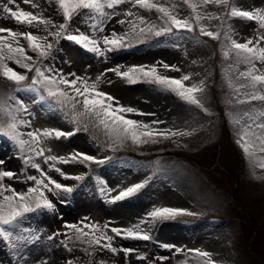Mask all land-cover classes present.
I'll list each match as a JSON object with an SVG mask.
<instances>
[{
    "label": "rangeland",
    "instance_id": "obj_1",
    "mask_svg": "<svg viewBox=\"0 0 264 264\" xmlns=\"http://www.w3.org/2000/svg\"><path fill=\"white\" fill-rule=\"evenodd\" d=\"M17 1V6L23 11L41 14L57 25L64 22L55 0H32L38 5L37 8H32L31 4L24 3V0ZM175 2L178 4L177 11L181 18L190 15V10L183 5L182 0H175ZM6 4L7 0H0V27L11 28L22 33L27 30L40 37L48 36L43 25L31 27L17 24L13 18L3 12ZM238 4L242 8L248 7L250 10L264 11V0H238ZM127 10L152 22H156L158 15L154 11L147 12L133 8L130 3H125L110 10L115 13V16L104 22V32L94 31L90 27L94 21L82 16L73 18L70 29L72 31L79 29L97 37L110 35L113 31L124 34L129 31L130 25L127 22L121 24L118 21L132 19L124 15ZM206 11L224 15L225 10L222 7L209 5ZM225 19L226 22L223 25L220 20L210 22L205 20L203 23L209 30L221 33L231 28L234 30V38L242 42H245L247 38L255 39L261 32L257 23L249 25L250 22L247 20L228 19L227 17ZM50 31H55V29L50 28ZM152 38L154 37L145 36L141 40L137 36H129L122 48L107 52L104 56H97L73 42L61 39L57 44L49 37L48 42H51L54 48L50 57L42 63L46 66L49 64L54 67L63 66L66 72L70 68L77 67L80 76L88 79L89 82L96 81L99 77V90L115 97L120 104L133 107L143 113H154V115L128 114L130 119L148 123L154 128L171 129L190 134L177 135L167 140L160 139L157 143H147L141 146H135L131 141H127L123 146H115L113 149L101 131L92 126H89L85 131L83 126H80L75 135L74 146L73 144V147L71 146L72 149L69 151L65 148V150L59 151V157L67 158L75 152L87 153L97 159L106 158L109 155H120V160L112 169L113 172H116V176L113 177L115 186L140 183L145 179L144 177L153 174L151 177L154 180L149 193H152L154 197L150 203L140 192L130 197L127 202L120 201L113 205L110 217L111 222H115L117 228H132L140 223L142 217L146 216L153 206L171 207V204H176L177 207L187 206L192 208V212L190 211L193 213L192 217L178 215L173 219L156 221L154 224H141V228L158 240L161 247L164 244L177 246L178 242L189 241L192 244L194 242L201 244L206 241L209 248H216L220 251L221 256L219 257L223 261L220 264H264V179H259L264 176V170L254 166V163L248 165L240 147L231 140L233 132H237L239 128V125H234L231 122L232 116L240 115L243 110L251 107L264 106L260 102H253L251 105L235 104L234 97L237 94L229 88L227 81L231 77L234 83H242V81H236L235 77L237 71L246 70L245 66L235 65L234 60L223 57V35L219 41L212 40L201 35L197 29L193 33L180 32L175 36L169 35L160 38L155 41L153 48H145L142 51L138 48L137 45H140L142 41L148 42ZM19 44L25 49L28 47L27 41L23 38L19 39ZM28 54L35 56L30 50ZM162 63L173 65L180 71L165 70ZM9 64L29 77L33 75V73L20 69L12 62ZM140 65H155L161 75L172 78H180L188 74L191 77L185 82V84L189 82L188 85L203 81L205 90L201 98L208 110L207 113L188 105L174 93L148 83L145 79L130 83L117 76L115 72L108 71V69L119 68L121 72H124L133 66ZM230 65H235V67L230 70ZM257 67L264 68V65L258 64ZM0 80L5 84L0 82V97L15 94L16 96H25L27 100H33L30 108L32 111L36 109L40 112L39 120L43 121L41 125L45 126V130L47 128L60 129L65 132L73 130L74 125L58 105L47 100L39 101L36 94L22 90L26 85L17 86L4 78H0ZM230 100L233 101L234 107L230 105ZM9 102L12 103V101ZM153 121L162 123L156 125L152 123ZM241 123L243 124L245 121L242 120ZM41 125L40 127H42ZM23 138L26 139V137ZM48 139H44L46 142L41 145H45L47 141L48 145L55 143L51 147L52 151L49 152L48 147H43L45 149L44 156L40 158L33 155L32 159L37 162L40 158L41 167L62 185L70 178L62 177L54 168L61 169L63 173L66 172L68 177L83 176L82 181L87 183L84 182L82 186L86 183L85 186H88L91 191L89 196L92 194L95 200L93 187L88 178L89 170L94 173L96 164L61 163L59 161L45 163V157L57 155L59 144L64 146L69 143L68 137H61L60 140ZM66 151L68 153L64 156ZM61 153L62 155H60ZM29 155L31 152L27 147L21 151L18 145L7 136L0 137V160L3 159V167L0 170L16 174L13 179L5 178L2 181L3 184L12 185L19 192H24L34 186L27 179L32 174L30 163H25ZM257 156L264 158V153L259 152ZM155 161H157L158 168L154 170L151 165H154ZM71 180L76 181L75 179ZM72 189L74 191V186ZM57 193V190L45 191L47 197L52 195L51 199L59 194V199H63L62 201L66 203L63 209L60 208L62 212L54 207L51 210L42 208L26 214L21 221V229L27 228L29 231L22 232L17 229L15 233L13 230V241L10 243L7 240L12 248L10 255L12 259L3 256V248L0 244V264H39L44 260L47 261V264H67L68 261H71L72 264H101V262L103 264H145L147 262L144 261L147 258L145 253L153 246L146 244L143 248L144 252L141 251L142 245L145 243L143 240L128 243L117 237L119 243L113 244L115 247L134 249L127 256L123 252L113 254L108 250L98 248L89 249L86 252L87 245L69 238L73 235L69 229L62 227L61 231H57L56 229L60 225L53 221L57 213L61 214L60 219L66 224H76L80 227L83 223H94L103 227L102 219L104 222L108 221V217L100 218V212L93 215L95 222L92 217L84 219V213H88L86 209L95 202L91 197L82 196L83 193L80 189H77L74 195ZM99 193L100 191L98 196ZM218 217L222 222L217 219ZM51 231L55 232V237L49 239ZM107 234L113 236L111 231H108ZM17 235L27 237L30 242L40 243L39 247L32 250V243L16 241L15 236ZM47 245L48 247H46ZM162 248L161 250L153 249L155 255L158 258L167 257V259L161 261L157 258L153 260L152 264H207L204 259H200L198 256L179 255L170 249ZM146 255L150 256L152 253ZM138 256H143L145 259H138Z\"/></svg>",
    "mask_w": 264,
    "mask_h": 264
},
{
    "label": "snow or ice",
    "instance_id": "obj_2",
    "mask_svg": "<svg viewBox=\"0 0 264 264\" xmlns=\"http://www.w3.org/2000/svg\"><path fill=\"white\" fill-rule=\"evenodd\" d=\"M55 2L64 20L63 23L58 25L51 19L44 18L41 14L23 11L18 6L17 10H13L8 6L3 8V12L9 14L17 24L31 27L43 25L44 31L48 32V36L40 37L33 35L31 32L22 33L11 28L0 27V78H4L17 86L26 85L22 90L36 94L39 101L47 100L58 105L59 109L65 112L74 125L73 130L69 132L60 129H46L23 133L21 128L30 126V121L22 118V114H30L27 104L16 97H0V135L7 136L15 142L21 151H24L27 147L31 155L25 163H30L31 167L39 173V176H29L27 178L34 182V186L29 187L24 192H19L10 185L2 183L5 178H15L16 174L6 170L0 171V237L10 243L13 241V230L29 231L27 228L21 229V221L26 214L42 208L49 210L53 208V204L46 197L45 191L63 190L70 193L73 190L49 176L41 165L32 159L33 155L36 157L44 156L45 149L41 147L43 139L71 137L79 131L80 126H83L85 131L88 130L89 126H92L104 134L106 140L110 142L109 146L114 149L115 146H123L127 141H131L135 146H141L147 143H157L160 139L167 140L177 135L190 134L171 129L154 128L148 123L127 118L128 114L154 115V113H143L133 107H126L120 104L115 97L100 91L99 77L96 81L89 82L88 79L75 73L65 75L59 70L44 65L42 61L50 57L54 48V45L48 42L49 37L55 40L57 44L61 39H64L97 56H104L107 52L122 48L129 36H137L142 40L145 36H175L176 33L180 32L193 33L197 29L201 35L212 40L219 41L221 35H223V57L234 60L235 65H244L246 69L237 71L235 77L236 81H242V83H234L231 77L227 81L229 88L237 94L234 97L235 104L251 105L253 102H260L261 105H264V68L257 67L258 64L264 65V11L262 10H243L242 6L238 4V0H182L183 5L190 10V15L181 18L175 0H163V2L161 0H55ZM9 3L15 5L16 0H9ZM24 3L31 4L32 8L38 7L32 0H24ZM125 3H130L133 8H139L147 12L154 11L158 14L156 22L149 21L145 17L127 10L124 15L132 19L118 21V23L127 22L130 25L129 31L124 34L113 31L110 35L97 37L86 34L79 29L75 31L70 29L73 18L82 16L94 21L90 25L94 31L104 32V22L115 16V13L110 10ZM209 5L222 7L225 10L224 15L206 11ZM226 17L228 19L255 22L261 32L255 39L247 38L244 43H240L234 38L233 29L229 28L221 33L220 31L209 30L203 23L205 20L209 22L220 20L221 25H223L226 22ZM50 28H54L55 31H50ZM4 33H7V35H4ZM20 38L27 41V49L20 46ZM29 50L35 56L29 55ZM9 62L28 73H33V75L29 77L17 71L10 66ZM235 65H230L229 69L231 70ZM162 67L165 70L180 71L175 66L166 63H162ZM108 71L115 72L117 76L126 79L130 83L145 79L148 83L174 93L188 105L206 113L208 111L201 98L205 90L204 82L200 81L199 83L186 85L185 82L191 78L188 74L180 78L167 77L161 75L155 65L133 66L124 72H121L119 68L108 69ZM9 101H12V103ZM229 103L233 107L235 106L233 101L230 100ZM242 120L245 123L242 124ZM231 122L234 125H239L236 132L238 136L236 143L246 159L253 161L254 166L264 170V158L256 157L257 152L264 153V106L243 110L242 114L233 115ZM152 123L158 125L162 122L153 121ZM25 135L27 139L23 138ZM48 161L78 162L81 164L104 163L103 160H98L96 157L81 152L70 154L67 158L47 156L44 162L47 163ZM0 164H3V161H0ZM54 170L66 179L83 180L84 178L83 176L68 177L59 168H54ZM259 179H264V176L259 177ZM99 182L102 185L100 188L102 193L110 194L116 191V189L108 188L104 180L100 179ZM146 183L147 179L144 182L135 183L120 190L117 195L111 197V202L115 203L140 193L145 188ZM192 214L185 209L153 206L140 223L128 229L109 228L107 224L101 227L94 223H83L82 227L76 224H65L64 227L72 232L73 235L69 237L70 239H75L88 246L85 249L86 252L89 249L98 248L106 249L113 254L123 252L127 256L134 249L115 247L113 245L114 236L122 239L131 238L148 241L152 237L141 228V224H154L156 221L173 219L178 215ZM108 231H111L114 236L108 235ZM49 239H52V237H49ZM15 240L22 243L30 242L23 235L15 236ZM13 247H15V244H13ZM162 247L171 249L175 246L164 244ZM176 251L180 252L181 249L176 248ZM190 251L195 252L200 257H210L211 255L199 249ZM138 259H145V257L138 256ZM158 259L163 261L167 257H159ZM39 264H47V261H41ZM67 264H72V262L68 261ZM207 264H216V262L209 259Z\"/></svg>",
    "mask_w": 264,
    "mask_h": 264
},
{
    "label": "bare ground",
    "instance_id": "obj_3",
    "mask_svg": "<svg viewBox=\"0 0 264 264\" xmlns=\"http://www.w3.org/2000/svg\"><path fill=\"white\" fill-rule=\"evenodd\" d=\"M42 122L43 121H40V120H38V123H37V126H38V130H44V127L45 126H42L41 124H42ZM40 125L42 126V127H40ZM46 125V124H45ZM51 125V124H50ZM46 128H47V126H46ZM53 128V127H52ZM48 129V128H47ZM49 140V139H48ZM42 142H46L44 139H43V141ZM47 143H48V141H47ZM47 143H46V145H47ZM53 144H55V143H53ZM52 151V150H51ZM60 155H62V153L60 154ZM258 155V154H257ZM251 161V160H250ZM133 184H135V183H133ZM200 243V242H199ZM198 244V243H197ZM208 243H206V241H204V242H202L201 243V248L204 250V251H206V252H208V253H210L211 255H210V257H206L207 259H210V260H212V261H215L216 262V264H220V263H223V261L221 260L222 258H220L219 256H221V254H220V251H218L216 248L214 249V248H209V246L207 245ZM220 244V243H219ZM212 247V246H211ZM223 252V251H222ZM227 252V251H226ZM227 255H228V253H227Z\"/></svg>",
    "mask_w": 264,
    "mask_h": 264
}]
</instances>
